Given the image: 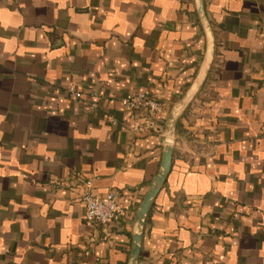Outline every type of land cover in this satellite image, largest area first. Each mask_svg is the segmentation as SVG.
<instances>
[{"label": "crops", "instance_id": "0c3cea01", "mask_svg": "<svg viewBox=\"0 0 264 264\" xmlns=\"http://www.w3.org/2000/svg\"><path fill=\"white\" fill-rule=\"evenodd\" d=\"M202 1L211 37L195 0H0V264H127L187 95L137 264H264V0ZM136 92L158 130L121 105ZM89 179L115 194L105 226Z\"/></svg>", "mask_w": 264, "mask_h": 264}, {"label": "water", "instance_id": "95a60500", "mask_svg": "<svg viewBox=\"0 0 264 264\" xmlns=\"http://www.w3.org/2000/svg\"><path fill=\"white\" fill-rule=\"evenodd\" d=\"M195 8L199 19L204 24L205 30L210 34V29L208 24L206 23L204 17V8H203V1L202 0H195ZM210 67V61L206 64L203 69L202 75L200 80L197 82V86L200 87L204 81V78L208 72ZM191 100V96L187 95L180 104L174 108L171 115L169 116L168 122L165 126L164 133H163V147H162V154H161V162L159 170L153 179L148 192L144 196L143 200L139 204V207L136 211L133 225H132V236H131V248L129 253V258L127 264H137L140 254V246H141V239L144 224L146 218L154 204L155 198L164 186L166 179L168 177L171 162H172V151H173V144H172V135L175 131L178 119L184 109L187 107Z\"/></svg>", "mask_w": 264, "mask_h": 264}, {"label": "built area", "instance_id": "2783aa9c", "mask_svg": "<svg viewBox=\"0 0 264 264\" xmlns=\"http://www.w3.org/2000/svg\"><path fill=\"white\" fill-rule=\"evenodd\" d=\"M67 93L71 98H80V94L73 86L67 89ZM121 105L131 113V117L141 118L143 123L152 130L159 129L158 115L162 104L147 92L129 94L121 100ZM91 184V179L85 182V189L81 195V203L85 209L84 221L89 225L105 226L115 218L118 212L116 197L111 191L104 196L95 197L90 191Z\"/></svg>", "mask_w": 264, "mask_h": 264}]
</instances>
